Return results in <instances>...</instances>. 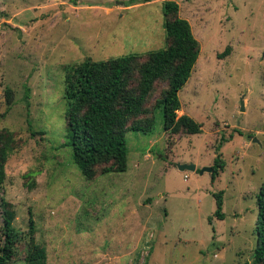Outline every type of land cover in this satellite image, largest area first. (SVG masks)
Returning <instances> with one entry per match:
<instances>
[{
	"label": "rangeland",
	"instance_id": "374dc122",
	"mask_svg": "<svg viewBox=\"0 0 264 264\" xmlns=\"http://www.w3.org/2000/svg\"><path fill=\"white\" fill-rule=\"evenodd\" d=\"M167 1L200 43L178 116L202 132H166L158 108L152 133L126 135L127 172L88 181L66 145L65 68L166 48ZM166 87L157 85L150 110ZM0 131L15 139L2 198L26 238L33 222L48 264H254L264 0H0ZM218 157L224 169L213 181ZM28 244L12 264H26Z\"/></svg>",
	"mask_w": 264,
	"mask_h": 264
},
{
	"label": "trees",
	"instance_id": "16d2710c",
	"mask_svg": "<svg viewBox=\"0 0 264 264\" xmlns=\"http://www.w3.org/2000/svg\"><path fill=\"white\" fill-rule=\"evenodd\" d=\"M176 1L164 3L165 31L168 46L141 54L110 60L86 58L65 68L67 146L73 149L74 163L86 180L97 175L121 174L128 170L130 131L150 134L155 127V112L163 109L164 129L174 135H196L202 124L190 116H178L179 94L192 77L200 56V43L191 24L179 16ZM229 50L227 51V53ZM166 84L154 107L147 106L158 84ZM11 90L7 99L11 103ZM15 142L11 132L0 131V264H12L18 244L29 240L26 264H48L47 249L35 241L33 222L26 235L15 227V212L3 198L7 179L6 163ZM221 165L218 157L213 167V181ZM224 193L215 194L216 216L224 219ZM258 214L253 228L256 247L254 264H264V184L257 196Z\"/></svg>",
	"mask_w": 264,
	"mask_h": 264
},
{
	"label": "water",
	"instance_id": "95a60500",
	"mask_svg": "<svg viewBox=\"0 0 264 264\" xmlns=\"http://www.w3.org/2000/svg\"><path fill=\"white\" fill-rule=\"evenodd\" d=\"M178 168L180 171H195L196 170V165L194 164H180L178 165ZM212 169L210 168H204L202 170V174H204L205 172H211Z\"/></svg>",
	"mask_w": 264,
	"mask_h": 264
},
{
	"label": "bare ground",
	"instance_id": "6f19581e",
	"mask_svg": "<svg viewBox=\"0 0 264 264\" xmlns=\"http://www.w3.org/2000/svg\"><path fill=\"white\" fill-rule=\"evenodd\" d=\"M181 113V112H180Z\"/></svg>",
	"mask_w": 264,
	"mask_h": 264
}]
</instances>
